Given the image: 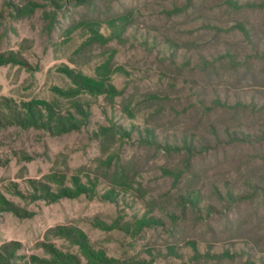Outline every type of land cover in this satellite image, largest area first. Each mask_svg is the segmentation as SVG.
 <instances>
[{"label": "rangeland", "instance_id": "1", "mask_svg": "<svg viewBox=\"0 0 264 264\" xmlns=\"http://www.w3.org/2000/svg\"><path fill=\"white\" fill-rule=\"evenodd\" d=\"M57 5L0 0V249L15 242L21 260L48 257L49 245L78 254L75 245L52 232L74 227L119 259L195 264L189 241L210 263L245 264L248 252L264 255V139L254 138L264 129V6L236 10L225 0H117L112 8L61 0ZM125 8H133L134 22L121 39L88 42L87 20ZM108 31L102 24L100 32ZM111 55L124 68L113 75L122 93L114 105L103 96H82L89 113L80 130L23 128L7 118L8 105L53 98L63 113L73 112L72 100L53 91L70 85L65 69L92 74ZM124 104L133 117L121 110ZM111 124L132 132L94 135ZM144 127L170 143L209 138L210 148L188 168L183 154L156 152L141 143ZM226 131L248 137L228 143ZM121 165L133 177L132 188L115 201L101 198ZM163 168L181 175L175 179ZM54 173L67 185L72 175L91 179L95 194L33 198L45 187L58 192ZM227 188H245L248 197L236 203L218 198L215 191ZM192 189L200 190L201 211L180 214L172 200ZM143 215L159 216L165 226L134 233L114 228Z\"/></svg>", "mask_w": 264, "mask_h": 264}, {"label": "trees", "instance_id": "2", "mask_svg": "<svg viewBox=\"0 0 264 264\" xmlns=\"http://www.w3.org/2000/svg\"><path fill=\"white\" fill-rule=\"evenodd\" d=\"M54 6L57 5L61 0H51ZM72 1L78 6L88 5L96 6L104 4L106 8H112V4L117 0H63ZM227 4L232 5L236 10L246 6L256 7L264 6V2L255 3H238L235 0H225ZM176 9H172L174 13ZM134 22V11L133 8H125L121 11H117L111 15H108L104 19L92 18L85 22V28L89 31L88 42L96 40L104 45L112 39H121L123 32L126 27ZM104 24V28L108 29V33L104 35L100 32V28ZM238 27L247 33L246 29L241 23H238ZM124 68L122 65L115 63L112 60V55L107 57L105 60L97 64L92 74H87L82 70H75L72 68L65 69L64 76L70 81V85L66 89L54 88L53 91L56 96L62 98H70L74 111L62 112L58 107L57 98L53 100H38L33 102L22 103L18 108H13L8 105L7 118L23 128L28 127H40L52 130L56 133H64L71 131L80 130L87 123L88 116V105L83 103L82 96L90 95L93 97L103 96L111 105H114V98L120 96L122 90L117 88L113 82V75L116 72H123ZM153 93L151 96H154ZM240 104V103H239ZM121 110L126 113L129 117H133L129 104H124ZM131 130L123 127L122 125L111 124L108 126H101L95 132V136H103L104 138H110L119 135L120 137H129ZM212 131V135L215 139L219 135ZM228 139V143L240 142L245 140L248 135H238L235 132H225L224 135ZM255 140L264 139V129L260 131V134L254 137ZM139 141L149 147H152L156 152H162L164 154L185 156V162L189 168L192 164L191 160L193 157L201 154L202 151L210 148V139H199L193 138L190 141L184 140L182 144L170 143L168 141H162L155 134L154 129L150 127H144L143 134L139 137ZM246 141V140H245ZM186 167V168H187ZM166 174L174 175V178H179L180 171L173 172L169 168H163ZM53 180L58 183V192H51L48 187H45V192L32 193L33 198L41 196L48 200H56L60 197L73 198L81 193L95 194V183L91 179L81 181L79 176L72 175L69 178L70 185L64 183L65 179H62L61 174H52ZM114 179L109 182V187L101 194V198L106 200L115 201L117 196L124 194L128 189H131V182L133 180L132 175L122 165L119 170L114 174ZM61 177V178H60ZM64 178V175H63ZM65 184V185H64ZM218 194V198L221 200L230 201L231 203L241 202L248 197V194L243 189L234 190L227 188L224 193L215 191ZM172 200L173 209L185 214V211H193L200 213V190H187L185 194H178ZM3 201L0 200V205ZM14 210H19L11 206ZM207 212L210 213V209L213 206L208 203L206 205ZM124 230L125 232L134 233L143 228H156L164 227L165 222L159 216L154 215H143L141 217H135L131 222H125L123 225H116L114 228ZM52 232L60 234L67 239L71 244L75 245L78 249V254L72 252H62L55 248L53 245L46 247L48 250V257H38L31 255L27 259H19L15 256L16 247L15 242H8L2 245L0 249V264H153L149 263L144 259H136L129 257L127 259H119L112 256H108L105 251L98 249L93 246L88 236L78 228H67V227H56L52 229ZM190 247L193 251L192 258L196 261L195 264H218L210 263V259L207 257V253L199 252L195 241H189ZM225 254V253H224ZM223 254V255H224ZM20 260V261H19ZM221 264V263H220ZM245 264H264V255L257 256L251 253H247Z\"/></svg>", "mask_w": 264, "mask_h": 264}]
</instances>
